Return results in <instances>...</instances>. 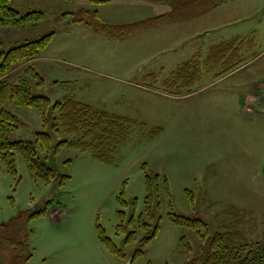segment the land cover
Masks as SVG:
<instances>
[{"label": "rangeland", "instance_id": "1", "mask_svg": "<svg viewBox=\"0 0 264 264\" xmlns=\"http://www.w3.org/2000/svg\"><path fill=\"white\" fill-rule=\"evenodd\" d=\"M146 2L110 0L95 5L91 0H11L10 8L21 15L40 11L44 20L34 28H0V51L55 33L31 65L44 81L42 86L30 81L34 94L53 103L73 97L142 124L131 128L111 166L95 162L89 153L66 148L45 159L57 175L69 177L61 189L34 178L19 155V183L0 164V224L19 211L46 209L29 225L32 258L26 264H186L199 256L202 243L195 231L168 221L171 212L201 219L211 235L226 231L232 222L227 211L234 207L248 213L240 227L243 236L250 242L264 238V120L258 119L255 131L239 132L236 126L239 98L247 93L260 95L264 85V0H238L197 22L165 24L121 38H109L62 17L88 9L97 11L104 24L125 25L171 11L170 0ZM205 26L215 29L197 40V31ZM238 36L252 39L250 52L258 55L243 70L225 81L203 74L185 94L171 97L165 93L162 83L199 50L206 53L210 46ZM18 75L23 71L6 82L16 84ZM4 108L19 120L10 141L33 142L35 133L42 130L38 112L9 103ZM155 128H161L162 135L151 137ZM64 139V135L54 137L52 146ZM143 165L149 175L160 177V208L155 212L160 223L158 235L143 256L131 263L141 236L128 246L123 244L124 236L115 229L120 208L117 197L124 186L129 205L125 212L134 200L136 215L143 211ZM164 179L171 201L164 192ZM96 223L124 251L126 260L111 255L99 243ZM182 238L190 247L189 254ZM5 253L1 244L0 261Z\"/></svg>", "mask_w": 264, "mask_h": 264}, {"label": "trees", "instance_id": "2", "mask_svg": "<svg viewBox=\"0 0 264 264\" xmlns=\"http://www.w3.org/2000/svg\"><path fill=\"white\" fill-rule=\"evenodd\" d=\"M109 1L91 0V3L98 5ZM145 1L157 3L164 0ZM219 2L221 1L170 0L171 11L168 14L125 25L104 24L97 11L88 9L66 13L63 18L69 17L72 23L83 24L93 32L109 38H121L152 29L163 22H181L200 16ZM43 20L44 14L40 11H30L21 15L10 8L9 0H0V28L36 26ZM54 35L55 33L51 32L39 39L27 40L15 45L6 52L0 51V164L19 183L16 169V156L19 155L26 161L27 168L34 178L45 185L52 184L61 189L69 177L57 175L44 163L45 159L56 156L61 149L66 148L89 153L95 162L111 166L117 150L127 142L131 128L142 124L93 108L73 97L53 103L45 96L34 94L30 81L34 80L37 86H42L44 81L32 66L24 69L23 75L18 77L16 84L6 82L7 75L14 68L38 58L50 45ZM251 42L250 38L235 37L210 47L203 59L197 55L179 66L170 78L163 82L165 92L180 96L190 91L202 79L204 73H211L214 80L229 74L251 58L252 55L248 54V51L252 50ZM7 103L16 107L35 109L38 112L42 130L35 133L33 142L10 141V135L17 130L19 120L4 108ZM161 133V128H155L150 136L157 137ZM62 135L66 139L52 146L53 138ZM42 155L45 157L42 158ZM142 170L145 184L143 211L136 215V200H134L129 212H125L129 205L125 201L124 186L117 197L120 208L116 212L118 224L115 229L117 234L124 236L123 244L128 246L137 240V236H141L130 256L131 263L143 256L144 249L158 235L160 223V218H155V212L160 208L157 201L160 177L149 175L145 165ZM163 186L166 197L171 201L170 189L165 179ZM10 202L13 203L12 198ZM50 202H46V207ZM191 203H193L192 198ZM45 210L19 211L8 222L0 224V243L6 252L5 258L0 261L2 264H26L32 258L29 225ZM227 213L231 215L232 222L226 227V231L211 235L207 232V225L199 218L190 219L173 212L168 214L167 219L173 225L195 231L201 240L199 256L195 259L189 258L186 264H264V238L250 242L240 230L248 213L234 207H229ZM95 232L99 243L111 255L126 260L127 255L124 251L106 236L105 230L97 223ZM181 244L186 247L189 254L190 247L184 238L181 239Z\"/></svg>", "mask_w": 264, "mask_h": 264}, {"label": "crops", "instance_id": "3", "mask_svg": "<svg viewBox=\"0 0 264 264\" xmlns=\"http://www.w3.org/2000/svg\"><path fill=\"white\" fill-rule=\"evenodd\" d=\"M135 1H137V0H135ZM220 1L221 2H219L218 4H215V6H213L211 8V10H209L208 12H206L205 14H202L200 16L191 18V19L186 20V21H181V22H163V23L159 24L158 26H156V27H154L152 29L145 30V31H141V32L153 31V30H155V29H157V28H159V27H161L162 25H165V24H173V25L180 24L181 25V24H186V22H190L191 23L192 21H194L196 19L202 20V19L205 18L206 14H208V13H210L212 11L217 10L220 6H223L224 4H231L233 2H237L238 0H220ZM10 3H11V0H9V6H10ZM146 3H154V2H146ZM199 20H196L195 22H197ZM26 27H32V28H34L35 26H26ZM26 27H24V28H26ZM209 28L210 27L205 26V27H202L201 30H198L197 31V38H198L197 40H200L203 37V35L206 36V37H208L210 35V32L213 31V29H215V28H213V29H209ZM135 34H137V33H135ZM125 37H127V36H125ZM212 46H215V45H212ZM212 46H210V47H212ZM209 48H208V50H209ZM208 50L206 51V53L203 52L202 50H199L200 52L199 53H196L193 57H195L197 55H200L201 56V59H203L206 56ZM248 52L247 53L248 54H251L252 56H251V58L244 65H242L241 67L235 69L234 71L230 72L229 74L223 76L222 78L217 79L216 81H221V80H224L225 81L227 78H230V77L234 76L235 74H237L238 72H240L241 70H243L244 66L248 65L250 62H252L253 60H255V58L258 56L255 53L252 54L250 51H248ZM34 62H36V61L32 60V61H29V62H27L25 64H22V65L17 66L16 68L13 69V71L9 75H7V77L15 74L16 72L24 71L25 68H27L28 66H31ZM204 74H206V75H208L209 77L212 78V74L211 73H208L207 72V73H204ZM150 77H152V75ZM240 85H246V83H241ZM162 86H163V83H162ZM165 93H167V92H165ZM172 96L173 95H171V97ZM239 102H240L239 103V105H240V112H239L240 119H238L239 122L236 124L237 130L239 132L240 131H252V130L255 131V129H257V127H258V119L259 118H262L264 120V99L261 97V94L258 95V96H252L249 93H247V94H245V96H241L239 98ZM162 133H163V131H162ZM162 133L160 135H162Z\"/></svg>", "mask_w": 264, "mask_h": 264}, {"label": "built area", "instance_id": "4", "mask_svg": "<svg viewBox=\"0 0 264 264\" xmlns=\"http://www.w3.org/2000/svg\"><path fill=\"white\" fill-rule=\"evenodd\" d=\"M261 97L264 98V85L261 87Z\"/></svg>", "mask_w": 264, "mask_h": 264}]
</instances>
